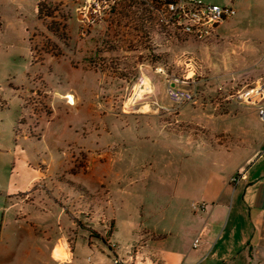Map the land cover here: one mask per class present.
I'll return each instance as SVG.
<instances>
[{"label":"rangeland","instance_id":"374dc122","mask_svg":"<svg viewBox=\"0 0 264 264\" xmlns=\"http://www.w3.org/2000/svg\"><path fill=\"white\" fill-rule=\"evenodd\" d=\"M120 1L44 0L53 17H40L39 0H0V264H57L50 253L59 234L71 238L74 260L80 264L111 263L107 245H89L88 233L75 228V216L64 212L58 220L56 200L72 214L86 204L94 226L108 233L112 225L114 239L127 252L134 247L133 218L151 222L155 214L156 224L164 223L166 215L174 223L183 214L181 206L192 202L187 190L181 198L173 192L185 189L180 170L185 152L178 138L157 135L148 138V145H138L131 143L128 132L136 124L165 120L160 111L154 117L139 114L156 110L155 95L166 104L171 101L157 67L179 77L191 75L196 84L210 78L208 88L246 73L239 70L242 65L235 66L231 41L264 36V25L256 19L263 11L241 7L242 21L225 20L220 32L225 38L217 44L204 45L182 33L177 41H157L167 54L164 64L138 63V77L112 102L100 100L102 77L92 69L108 56L116 58L106 47L118 41L110 34L108 19ZM204 1L221 5L229 0ZM67 9L69 27L63 26ZM136 40L139 36L123 48L137 49ZM117 55L139 57L141 51ZM256 58L264 67V55ZM173 104L175 109L183 105ZM110 158L109 165L102 160ZM125 176L138 180L123 188L118 182ZM87 215L78 213L76 219Z\"/></svg>","mask_w":264,"mask_h":264},{"label":"crops","instance_id":"0c3cea01","mask_svg":"<svg viewBox=\"0 0 264 264\" xmlns=\"http://www.w3.org/2000/svg\"><path fill=\"white\" fill-rule=\"evenodd\" d=\"M210 3L220 5L215 1ZM221 5L236 11L234 17L227 19L229 23L238 21L239 24L243 19L241 7L251 11L260 8L261 18L256 19L264 25V0H229ZM225 20L216 26L214 35L200 42L210 45L224 39L220 32L228 23L225 24ZM239 38L231 41L230 47L236 55L235 66L242 65L239 70L246 73L236 74V69L231 72L235 76L224 83L213 84L214 88H208L210 78L198 84L193 81L186 87L196 92L195 103H185L178 109L171 101L166 104L155 95L152 101L159 104H155L156 110L153 109L152 114H139L154 117L160 111L165 120L160 125L154 121L147 125L136 124L128 132L131 143L138 145H148V138L157 135L178 138L185 152L180 162L185 189L177 191L175 188L173 192L179 193L181 198L187 190L192 198L191 209L189 202L181 206L183 214L178 215V221L170 223V217L164 215V223L155 224L152 223L155 214L151 222L133 218L134 247L129 252L121 251L113 230L106 236L105 228L94 226L92 213L86 214V204L72 214L69 208H61V202L56 200L60 208L58 220L64 212L75 216L72 218L75 228L88 233L89 245L98 241L107 245L106 259L109 261L116 255L126 262L135 260L148 264H264V122L259 119L256 104L244 103L236 97L238 91L248 86L264 85V67H259L256 58L264 55V36L251 34V37ZM111 159L102 160L109 165ZM236 176L237 180L232 181ZM137 180L125 176L118 183L124 188ZM175 182L177 187L179 181ZM196 203H204L205 208H194ZM78 213L87 216L78 221ZM83 222L90 226L82 225ZM135 225H138V232ZM89 230L96 231L98 236L92 237ZM197 236L200 241L193 248L192 242ZM72 247L71 238L59 234L51 245L50 259L57 264H80L79 260H74ZM58 248H62V255H57Z\"/></svg>","mask_w":264,"mask_h":264},{"label":"trees","instance_id":"16d2710c","mask_svg":"<svg viewBox=\"0 0 264 264\" xmlns=\"http://www.w3.org/2000/svg\"><path fill=\"white\" fill-rule=\"evenodd\" d=\"M69 11L70 9L64 11L65 16H68V21L63 26L69 27L68 22L72 19ZM52 13L46 11L44 0H39L38 15L40 17H53ZM52 24L54 23L51 22L50 29L53 31ZM108 24L111 28V36L118 38V41L116 45L107 44L106 51H108V54H116V58L112 60L108 56L106 60L105 58L101 60L102 62L97 66V69L94 67L92 70L102 77L98 94L100 100L113 102L124 95L126 88L138 77L139 72L136 68L138 63L147 61L152 65L164 64L167 54L161 49L160 44L157 45V41L160 43L167 40L170 42L177 41L179 39L178 34L181 33L161 24L156 13L149 9L144 2L138 0H121L118 5L111 9ZM63 34L59 36L66 38ZM124 35L128 36L126 38L128 42L139 36V40H136L137 49H131L130 45L123 48L122 44L126 42ZM133 50H140L141 55L139 57L132 55L130 58L117 55L122 51L129 52ZM105 61L107 62L105 63ZM120 101L122 103L123 100ZM109 106L110 103H108ZM108 230L106 236H109L112 232V225L108 227ZM89 232L92 237L98 236V233L94 230H89ZM103 239L105 240V238Z\"/></svg>","mask_w":264,"mask_h":264},{"label":"built area","instance_id":"2783aa9c","mask_svg":"<svg viewBox=\"0 0 264 264\" xmlns=\"http://www.w3.org/2000/svg\"><path fill=\"white\" fill-rule=\"evenodd\" d=\"M90 0H86L88 2ZM112 2V0H110ZM157 15L159 22L167 27L192 38L194 41H204L215 34L216 26L223 20L233 16L235 10L229 6H222L204 0H141ZM157 72L165 77L166 94L175 104L195 103L196 92L190 87L191 75L179 77L169 74L163 67H157ZM142 78V77H141ZM236 97L244 103H254L258 108V116L264 122V85L248 86L244 91H238ZM153 103L159 106L156 100ZM237 176L232 178L236 181ZM194 208H205L204 203L193 204ZM197 236L192 247L199 244ZM110 264H148L147 262H126L116 255H112Z\"/></svg>","mask_w":264,"mask_h":264},{"label":"bare ground","instance_id":"6f19581e","mask_svg":"<svg viewBox=\"0 0 264 264\" xmlns=\"http://www.w3.org/2000/svg\"><path fill=\"white\" fill-rule=\"evenodd\" d=\"M69 101H73V99L70 98ZM61 249H62V248H58V250H57V255H58V254H59V255H62V254H63Z\"/></svg>","mask_w":264,"mask_h":264},{"label":"water","instance_id":"95a60500","mask_svg":"<svg viewBox=\"0 0 264 264\" xmlns=\"http://www.w3.org/2000/svg\"><path fill=\"white\" fill-rule=\"evenodd\" d=\"M190 89V87H188Z\"/></svg>","mask_w":264,"mask_h":264}]
</instances>
